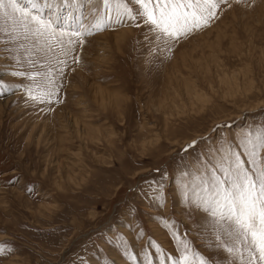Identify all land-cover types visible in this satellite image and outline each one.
<instances>
[{
  "label": "rangeland",
  "instance_id": "374dc122",
  "mask_svg": "<svg viewBox=\"0 0 264 264\" xmlns=\"http://www.w3.org/2000/svg\"><path fill=\"white\" fill-rule=\"evenodd\" d=\"M24 2L0 0V264H264V0Z\"/></svg>",
  "mask_w": 264,
  "mask_h": 264
},
{
  "label": "bare ground",
  "instance_id": "6f19581e",
  "mask_svg": "<svg viewBox=\"0 0 264 264\" xmlns=\"http://www.w3.org/2000/svg\"><path fill=\"white\" fill-rule=\"evenodd\" d=\"M24 1H26L27 3H29V0H24ZM45 1V3H46V5H47V8L46 9H44V10H42V11H40V14H41V12H46L48 15H50V13H52L53 12V14L55 15V16H57V17H59V13H62L63 14V12L65 13V12H69V10H71L69 7L70 6H67V10L65 11V7H63L62 5H60L58 2H57V0H44ZM26 2H24L25 4H27ZM40 3H42V2H40ZM28 5H30V4H28ZM32 8H35L33 5H30ZM61 6H62V8H61ZM39 7V10H41V7L39 6V5H36V8H38ZM92 13V12H91ZM94 14V13H93ZM90 15V14H89ZM79 16V15H78ZM64 18H65V14H64V16H63ZM63 18V20L62 21H64V20H66V19H64ZM88 18V17H87ZM86 19V18H85ZM76 20H78V19H76ZM69 21H70V19H69ZM89 22V21H88ZM71 23V22H70ZM74 24V23H73ZM85 28V27H84ZM127 32H129V31H127V30H122V31H119V32H115V33H112V34H106V36H109V37H111V36H114V35H118V36H120V37H123V34H125V33H127ZM122 35V36H121ZM79 71V70H78ZM77 71V72H78ZM75 72V71H74ZM80 73V72H79ZM78 74V73H77ZM83 76V75H82ZM77 77V76H76ZM75 79V78H74ZM81 81V80H80ZM84 80H82L81 82H83ZM77 82V81H76ZM71 87H72V85H71ZM76 87V86H75Z\"/></svg>",
  "mask_w": 264,
  "mask_h": 264
}]
</instances>
